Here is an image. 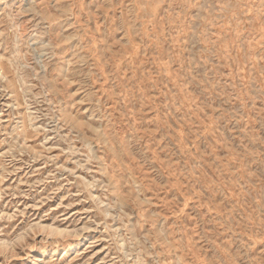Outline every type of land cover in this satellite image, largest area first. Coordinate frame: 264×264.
Returning <instances> with one entry per match:
<instances>
[{
    "label": "rangeland",
    "instance_id": "obj_1",
    "mask_svg": "<svg viewBox=\"0 0 264 264\" xmlns=\"http://www.w3.org/2000/svg\"><path fill=\"white\" fill-rule=\"evenodd\" d=\"M0 264H264V0H0Z\"/></svg>",
    "mask_w": 264,
    "mask_h": 264
},
{
    "label": "bare ground",
    "instance_id": "obj_2",
    "mask_svg": "<svg viewBox=\"0 0 264 264\" xmlns=\"http://www.w3.org/2000/svg\"><path fill=\"white\" fill-rule=\"evenodd\" d=\"M42 7V6H41ZM60 229V228H59Z\"/></svg>",
    "mask_w": 264,
    "mask_h": 264
}]
</instances>
